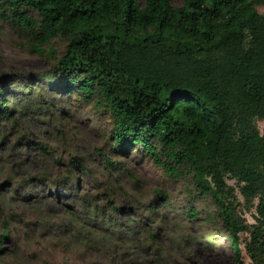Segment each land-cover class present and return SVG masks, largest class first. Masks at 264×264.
I'll use <instances>...</instances> for the list:
<instances>
[{"label": "trees", "instance_id": "16d2710c", "mask_svg": "<svg viewBox=\"0 0 264 264\" xmlns=\"http://www.w3.org/2000/svg\"><path fill=\"white\" fill-rule=\"evenodd\" d=\"M258 4L264 0H0V20L28 31L37 40L33 50L52 57L51 69L25 74L16 85L1 77L0 156L17 149L13 168L53 162L51 169L0 183V258L25 255L12 244L18 234L53 249L43 258L49 263L144 264L129 245L160 255L171 218L198 217L194 201L203 196L229 235L233 264H264V126H258L264 121V12ZM51 39L64 42L60 54L51 56ZM77 104L109 123L105 142L95 147L104 178L92 177L76 150L32 139L23 124V117L42 116L49 125ZM131 151L182 181L189 207L173 214L162 187L140 201L142 178L113 159ZM229 178L245 203L256 201L255 223L237 215V188ZM38 198L49 202L28 206ZM244 231L250 233L248 263ZM168 241L183 243L178 235Z\"/></svg>", "mask_w": 264, "mask_h": 264}, {"label": "rangeland", "instance_id": "374dc122", "mask_svg": "<svg viewBox=\"0 0 264 264\" xmlns=\"http://www.w3.org/2000/svg\"><path fill=\"white\" fill-rule=\"evenodd\" d=\"M142 1V0H140ZM183 0H173L174 5H180ZM257 9L264 12V5L258 4ZM37 40L25 29L16 27L9 22L0 20V79L4 77L12 80L16 85L23 82L22 76L31 72H44L51 69L52 57L39 55L34 51V44ZM50 49L54 50L51 56L60 54L64 49V42L60 39L50 40ZM45 46V45H44ZM47 46V44H46ZM95 117V119H91ZM46 118L42 116L23 117L25 128L31 130V138L46 142L51 148L65 149L67 151L76 150L78 156L84 157L88 161L92 177L104 178L103 163L96 154V146H102L105 142L107 119L102 114L96 113L89 105H74L66 118L56 117L54 121L47 125ZM260 129L264 126L263 120H258ZM76 134V136H75ZM64 136V137H61ZM26 153V150L24 149ZM18 150L8 149L0 156V183L12 176H27L29 173L43 167L51 169L53 162L50 158L30 160L26 164L13 168L11 161L15 159ZM32 154V152H28ZM116 161H121L127 165L136 174L142 178V188L136 193L140 201L147 200L156 187H162L171 197L169 208L174 209L173 214L182 212L184 208L189 207L186 203V190L182 181L174 182L168 179L163 171L147 156L138 151L123 153L122 156L114 155ZM228 183L237 188V196L240 203L237 205V215L245 221L246 224L256 222V210L254 203H245L243 197L239 194L237 183L233 179H228ZM41 191V187L37 192ZM11 195V192L8 193ZM198 195V194H197ZM200 196V195H199ZM35 198L34 200H36ZM31 201L28 206L46 205L49 199H39ZM1 201V200H0ZM14 209L18 210L26 207V203H10ZM4 205V206H7ZM194 206L198 209L199 215L196 218H190L183 221L171 218L169 224L170 230L163 235L160 245L164 248L160 255L148 256L144 253L139 243L134 242L129 245L136 255L141 256L144 264H233L232 250L229 243V235L222 223L214 219L215 207L207 197H196ZM172 213V212H171ZM211 216L212 221H206V216ZM3 207L0 202V233L3 230ZM149 225L146 227L148 228ZM15 233V231H14ZM144 234V233H143ZM178 235L183 243L179 247L170 245L168 241L172 236ZM12 240L13 246L25 253V255L16 259L11 256L0 258V264H56L46 262L43 258L46 254H54L55 251L46 244H41L40 240H27L19 238L16 234ZM250 238L249 231L241 232L240 244L242 246V255L246 263L249 262V256L245 250V244ZM42 254V257H40ZM58 259L63 257L58 256ZM57 264H72L59 261Z\"/></svg>", "mask_w": 264, "mask_h": 264}]
</instances>
